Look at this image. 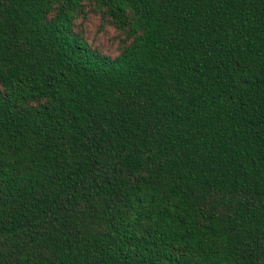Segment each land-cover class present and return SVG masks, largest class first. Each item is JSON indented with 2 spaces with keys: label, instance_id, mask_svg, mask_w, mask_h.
Instances as JSON below:
<instances>
[{
  "label": "trees",
  "instance_id": "trees-1",
  "mask_svg": "<svg viewBox=\"0 0 264 264\" xmlns=\"http://www.w3.org/2000/svg\"><path fill=\"white\" fill-rule=\"evenodd\" d=\"M0 264H264V0H0Z\"/></svg>",
  "mask_w": 264,
  "mask_h": 264
},
{
  "label": "rangeland",
  "instance_id": "rangeland-1",
  "mask_svg": "<svg viewBox=\"0 0 264 264\" xmlns=\"http://www.w3.org/2000/svg\"><path fill=\"white\" fill-rule=\"evenodd\" d=\"M98 16L90 14L82 21V28L88 42L99 47L103 52L115 55L118 52V42L115 39V32L112 27L99 28Z\"/></svg>",
  "mask_w": 264,
  "mask_h": 264
}]
</instances>
